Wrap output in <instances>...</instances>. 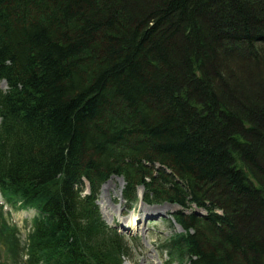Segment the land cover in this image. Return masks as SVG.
<instances>
[{
    "label": "trees",
    "instance_id": "obj_1",
    "mask_svg": "<svg viewBox=\"0 0 264 264\" xmlns=\"http://www.w3.org/2000/svg\"><path fill=\"white\" fill-rule=\"evenodd\" d=\"M254 67L264 0H0V194L36 213L22 244L0 207V264H123L112 177L178 208L163 264H264Z\"/></svg>",
    "mask_w": 264,
    "mask_h": 264
},
{
    "label": "rangeland",
    "instance_id": "obj_2",
    "mask_svg": "<svg viewBox=\"0 0 264 264\" xmlns=\"http://www.w3.org/2000/svg\"><path fill=\"white\" fill-rule=\"evenodd\" d=\"M243 62L245 63L244 60L241 63ZM237 64V69H241L247 74V66ZM231 71L235 72L232 69ZM254 73L260 74L261 79L264 80V69L262 71L261 68H255ZM252 75L250 77L251 82L253 80ZM0 86L6 91L7 87L4 84ZM104 186V191L101 192L100 190L98 197V203L102 204L104 208L106 207V212L102 210L106 217L104 219L102 216L103 220L109 226L116 227L126 239L129 237L134 239L129 243L130 256L124 258V264H163L164 259L159 247L173 233L179 232L178 228L175 226L171 228L169 224V215L177 208L168 204L147 206L138 202L131 210H128L125 202L122 201V180L119 177H112ZM98 207L101 212L99 205ZM5 211L6 213L10 212L6 215L8 224L18 228L17 235L20 237L21 243L24 244L31 227L33 212L16 211L13 207H5Z\"/></svg>",
    "mask_w": 264,
    "mask_h": 264
},
{
    "label": "bare ground",
    "instance_id": "obj_3",
    "mask_svg": "<svg viewBox=\"0 0 264 264\" xmlns=\"http://www.w3.org/2000/svg\"><path fill=\"white\" fill-rule=\"evenodd\" d=\"M6 90H7V89H6ZM104 189H105V186H102L101 192H103ZM119 197H120V193H119ZM103 204H104V203H103ZM99 206H100V209H101V213H102L103 218L106 219L104 213L102 212V210L106 212V207L104 208V206H103L102 204H100V203H99Z\"/></svg>",
    "mask_w": 264,
    "mask_h": 264
}]
</instances>
